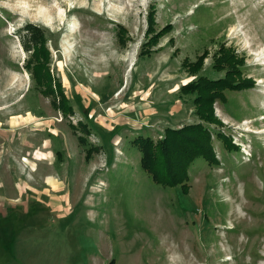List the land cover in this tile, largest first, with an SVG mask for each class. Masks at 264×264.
<instances>
[{
    "label": "rangeland",
    "instance_id": "obj_1",
    "mask_svg": "<svg viewBox=\"0 0 264 264\" xmlns=\"http://www.w3.org/2000/svg\"><path fill=\"white\" fill-rule=\"evenodd\" d=\"M200 78L236 87L209 122L181 90ZM195 123L217 163L154 183L135 141ZM110 263L264 264V0H0V264Z\"/></svg>",
    "mask_w": 264,
    "mask_h": 264
},
{
    "label": "trees",
    "instance_id": "obj_2",
    "mask_svg": "<svg viewBox=\"0 0 264 264\" xmlns=\"http://www.w3.org/2000/svg\"><path fill=\"white\" fill-rule=\"evenodd\" d=\"M23 32V35L19 34V38L23 51L30 54L34 60L32 72H30L34 85L36 88H43L41 93L45 94H52L56 90L59 95L57 106L62 110L63 115L70 114L71 107L63 94L61 85L51 75L46 64L49 51L45 46L44 34L32 24L25 25ZM149 32L148 29L147 33ZM227 79L215 81L200 78L181 88L184 93L193 91L197 94L194 103L196 113L202 121L209 122L213 118L211 107L216 97L211 92L215 94L219 87L231 90L236 88L233 86L235 83ZM244 85L243 88L254 86L252 80L245 82ZM57 106L54 105L53 108ZM210 139V132L202 124L195 123L167 131L163 140L157 143L149 138H138L135 142L141 152L140 164L150 174L154 183L170 188L183 184L181 188L184 189L186 188L184 182L188 177V166L194 159L202 157L207 163H217ZM226 143L229 148L238 149V146L231 143V139ZM90 152L87 150L86 154L89 155Z\"/></svg>",
    "mask_w": 264,
    "mask_h": 264
},
{
    "label": "bare ground",
    "instance_id": "obj_3",
    "mask_svg": "<svg viewBox=\"0 0 264 264\" xmlns=\"http://www.w3.org/2000/svg\"><path fill=\"white\" fill-rule=\"evenodd\" d=\"M23 161L26 162V159H24Z\"/></svg>",
    "mask_w": 264,
    "mask_h": 264
}]
</instances>
